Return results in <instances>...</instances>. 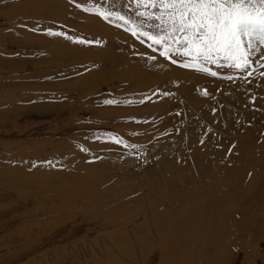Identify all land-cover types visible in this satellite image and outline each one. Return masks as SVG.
<instances>
[{
    "label": "rangeland",
    "instance_id": "1",
    "mask_svg": "<svg viewBox=\"0 0 264 264\" xmlns=\"http://www.w3.org/2000/svg\"><path fill=\"white\" fill-rule=\"evenodd\" d=\"M41 5L57 17L37 14ZM162 11L144 0H0V264H208L197 246L226 244L223 264H264V200L224 216L210 234L179 231L176 246L189 251L162 250L164 223L198 230L223 213L220 193L201 212L178 191L226 188L228 169L264 154V44L249 48L242 37L245 69L222 53L216 63L177 55L169 50L183 53L181 33L164 45L142 34H161L149 16ZM164 63L173 70L153 72ZM239 82L250 88L236 89ZM179 154L186 167L175 174L167 161ZM148 161L158 192L140 191ZM161 213L169 216L159 226Z\"/></svg>",
    "mask_w": 264,
    "mask_h": 264
},
{
    "label": "snow or ice",
    "instance_id": "2",
    "mask_svg": "<svg viewBox=\"0 0 264 264\" xmlns=\"http://www.w3.org/2000/svg\"><path fill=\"white\" fill-rule=\"evenodd\" d=\"M144 2L153 8L159 5L163 11L160 15L149 16L159 21L156 27L161 34L154 36L149 32H143V36L156 45H164L169 38L177 39L176 33H181L182 38L178 42L183 46V53L180 48L169 50L175 51L177 55L191 56L194 60L202 58L216 63L219 54L222 53L226 59L232 61L234 67L245 69L249 60L248 51L244 48L246 41L242 37L249 38L247 40L249 48L254 47L253 40L264 44V0H144ZM100 15L107 20L112 14L106 15L101 12ZM119 18L124 19L122 16ZM49 35L64 36L65 33L49 31ZM172 62L176 63L175 60ZM184 66L194 65L185 63ZM211 75L216 76L217 73L211 72ZM105 103L112 104L116 101L108 100Z\"/></svg>",
    "mask_w": 264,
    "mask_h": 264
},
{
    "label": "bare ground",
    "instance_id": "3",
    "mask_svg": "<svg viewBox=\"0 0 264 264\" xmlns=\"http://www.w3.org/2000/svg\"><path fill=\"white\" fill-rule=\"evenodd\" d=\"M41 7H42V5H41ZM26 11H28V10H26ZM36 11H37V14L42 15L43 17H57V16H55L57 14L55 12V9H54V11L53 10H48L46 8V6H43L41 9L36 10ZM90 18L91 17H89V19H86L89 23L97 26L98 28L104 29L106 32H109V30H107L99 21L94 20V19H90ZM53 49H55V51L58 52V53L59 52H64L63 54H66V52H68V49L65 48L63 46V44H56V43H54L53 44ZM158 67L161 68V69H163L165 72H170L174 68V67L170 66L169 64L164 63V64H159V66H156L153 69V72L157 71L159 69ZM240 83L241 82H239V88L237 86V87H235L236 89L241 90L242 92H245L244 90H247V89L250 88L249 84H246V86L243 87L242 84H240ZM231 90H232V88H231ZM234 93H235V91H234ZM236 95L242 97V94H240V93L239 94H236ZM201 100H202V98H198L196 101H198L199 104H200ZM196 104H198V103L196 102ZM259 136L263 139V142L262 143L264 144V132H262L261 134H259ZM249 155H251V154L249 153ZM219 156L221 157V155H219ZM246 158H247V156H246ZM184 161H185V159H183V157L180 154L179 155H175L169 161H167V166L175 174H180V173H182V171L186 167V165H185L186 163ZM213 161H214V159H213ZM219 161H222V163L225 164L224 163L225 161L223 162V158H222V160L220 159ZM209 162H207V163H209ZM217 162L218 161H216V163ZM255 162H256L255 164H252L254 162H252L251 159H250L248 165L242 166V170H240V169L239 170H235V169L233 170L230 167H228L227 165H225L228 168H230V169H228L229 172L226 170L228 172V175L227 174H224L225 175V179L228 182L227 185H226V188H222L220 186L221 181L220 182L218 181L217 183H219V185H217V186H220V188L218 187L219 189H217L215 191H212V192H208L207 195H205V193L204 194L194 193V192L187 193L184 190L178 191L181 199L184 196H187L188 199H189V197H192L193 196L194 197V202H192V208L193 209L200 210L201 212H203L205 208H208L210 206V205L207 204V201L209 199H211L214 194L220 193L219 195H217L218 198L216 199L215 203L219 206V208H222L223 209L222 210L223 213L221 214V210H216L215 213L216 214H220V218L217 217V216H213L212 219H210V220L207 219L208 221L202 219L201 220V223L198 225V228H197L198 230H196V229H187L188 222H185L184 229H182V227H178V225L176 226L175 224H173L171 222L164 223V226L167 228L166 229V232L168 233L167 234V238H166L167 243H168V246H162V250L164 252H169L170 254H174L176 252H181V251H186V250L189 251V249L191 248V246H185V248L183 246H176V245L179 244L178 243V240H177V238H178V234L177 233L179 231L186 230V231L190 232L189 234H191V233L197 234L198 232H200L202 234H205V233L210 234L215 229L220 228L222 226V222L224 220L223 219L224 216L231 215L232 213H235L237 216L238 215L243 216L245 214H248V213H245L244 212V209L250 210V211H252V209H253V206H251L249 203L256 202V201H263L264 200V154H260L259 157L257 156ZM181 163L184 164V166H181ZM117 164H121V163H119L118 160L116 159L112 163H106V164H104V166L109 167V166H114V165H117ZM213 164H215V163H213ZM219 164H217V165L219 166ZM202 165H206V164L205 163H202ZM221 166L222 165H220V167ZM145 167H146V169H144L143 177H142V180L140 182V186L142 187L140 191H142L143 188H147L149 190H151L153 188H156L155 191L158 192L159 189H160V185H159L160 184V181H159L157 175L153 172V170H151V168H153V167H152L150 161L147 162V164H146ZM233 167L234 166H232V168ZM209 168H210V165H209V167L207 169H209ZM216 168H217V166L215 167V169ZM243 168L245 170H243ZM210 170H212V168H210ZM213 171L215 172V170H213ZM217 171H219V170H217ZM249 171H251V177L248 179L246 177L248 176V172ZM220 172L221 171H219V173ZM90 173L95 178H104V175H105L101 171H99L98 174H97L96 171H94V170H92ZM205 173H206V170H205ZM232 173H233V175L235 177H237V179H231V176H232L231 174ZM214 174H216V172L213 173V175ZM220 174H219V176H220ZM216 175L218 177V174H216ZM190 181L193 182L192 179H190ZM190 184H192V183H190ZM193 184H194V182H193ZM212 184H213V182H212ZM205 187H207V186H205ZM186 190H188V189H186ZM206 191H208V190L206 189ZM162 200H163V198H162ZM245 201H247V202H245ZM180 202L182 204V207H181V210H180V212H181L182 211V208L184 207V203H183V201H180ZM212 212H213V210L210 211V213H212ZM180 214H183V217H186V218L188 216V214H185L184 211L182 213H179L178 215H180ZM167 216H169V214H166V213L157 214L156 215L157 224L159 226H161L163 224L162 223V220L164 218H166ZM244 226L247 227L246 224L242 223L241 226H240L241 229ZM176 228H177V230H176ZM189 234L187 235V238H188ZM189 241H191V240H189ZM165 243H166V241H165ZM192 243H194V240H192ZM197 247H199V250H202L203 249V253L205 255H211V261L208 264H223V262H224V256L222 255V252L223 251L229 252L231 250V246H228L227 244L226 245H220V246H207V247L197 246Z\"/></svg>",
    "mask_w": 264,
    "mask_h": 264
}]
</instances>
